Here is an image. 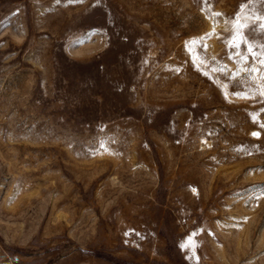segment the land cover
<instances>
[{
  "label": "rangeland",
  "instance_id": "374dc122",
  "mask_svg": "<svg viewBox=\"0 0 264 264\" xmlns=\"http://www.w3.org/2000/svg\"><path fill=\"white\" fill-rule=\"evenodd\" d=\"M0 264H264V0H0Z\"/></svg>",
  "mask_w": 264,
  "mask_h": 264
}]
</instances>
